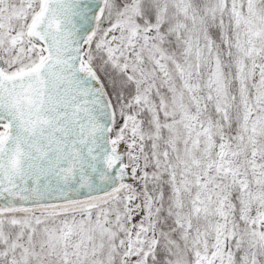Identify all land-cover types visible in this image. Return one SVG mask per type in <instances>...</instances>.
Masks as SVG:
<instances>
[{"label":"snow or ice","instance_id":"snow-or-ice-1","mask_svg":"<svg viewBox=\"0 0 264 264\" xmlns=\"http://www.w3.org/2000/svg\"><path fill=\"white\" fill-rule=\"evenodd\" d=\"M0 264H264V0H0Z\"/></svg>","mask_w":264,"mask_h":264}]
</instances>
